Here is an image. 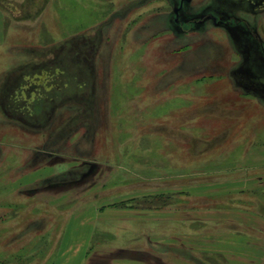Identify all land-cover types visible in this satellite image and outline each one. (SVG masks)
<instances>
[{
  "label": "rangeland",
  "instance_id": "374dc122",
  "mask_svg": "<svg viewBox=\"0 0 264 264\" xmlns=\"http://www.w3.org/2000/svg\"><path fill=\"white\" fill-rule=\"evenodd\" d=\"M179 6V0H0V13L14 16H4L14 19L4 20L0 44V264H80V245L91 237L93 223L83 227L81 214L71 223L74 204L54 210L42 203L29 206L19 197L21 186L14 181L28 174V164L42 159L40 154L31 161V150L47 153L41 169V175H51L47 184L68 186V180L89 168L71 170L73 162L110 163L113 177L84 202L90 212L94 206L126 199L130 191L142 193L140 178L150 176V168L134 159L131 145L140 139L149 143L152 129L159 126V133L164 132L159 140L174 143L176 150L183 143L177 127L190 123L192 161L185 172H194L204 168L196 163L199 135L193 131L229 121L226 116L247 121L264 112V76L254 67L246 69L257 86L241 84L249 80L248 74L235 71L241 46L230 28L216 24L237 22L224 20L226 13L243 17L238 19L248 21L264 43V0L186 1L182 16L198 14L194 18H175ZM211 14L222 18H209ZM20 64L30 66L14 74L9 71ZM210 113L224 117L211 119L206 116ZM168 127L174 132L164 131ZM256 141L264 142V134ZM125 143L132 150L123 155L118 150ZM232 155L227 151V158ZM54 158L66 165L56 164ZM49 163L56 166L52 169ZM158 173L168 172L159 167ZM156 202L150 197L141 204L149 207ZM189 202L196 206L197 198ZM68 208L71 214L65 212ZM39 215L46 216L44 222L30 226ZM116 221L94 222L95 241L110 248L135 243L120 232ZM106 226L116 238L103 236ZM193 257L197 264H226L212 254Z\"/></svg>",
  "mask_w": 264,
  "mask_h": 264
},
{
  "label": "crops",
  "instance_id": "0c3cea01",
  "mask_svg": "<svg viewBox=\"0 0 264 264\" xmlns=\"http://www.w3.org/2000/svg\"><path fill=\"white\" fill-rule=\"evenodd\" d=\"M46 9L44 7L42 15ZM10 15L12 14L6 11L5 14L0 13V44L5 35L4 20L14 19L6 18ZM7 53L9 52H5ZM29 66L20 64L9 71L14 74ZM206 116L213 117L211 119L224 117L213 113ZM224 119L229 121L214 123L211 125L213 128L207 125V130L193 131L197 133L195 135H199L196 163L203 170L192 172L189 169L185 172L187 164L192 161L190 123L186 128L177 127L178 131H182L179 134L183 136V143L176 150L172 145L174 143L159 140L160 134H164L161 131L159 133V126L152 129L154 133L151 132L152 136L147 144L141 143V139L136 144H122L118 151L123 155L127 154L125 150H132L129 147L131 145L135 149L134 159L145 161L149 165L150 176H139L142 180L140 185L145 188L140 194L130 191L126 199L119 202L102 208L94 206L90 212L86 210L88 203L84 202L91 199L92 190L106 185L113 177L115 170L109 162H88L91 161L88 159H83L80 164L73 162L71 170L87 165L89 168L79 178L68 180V186L59 182L47 184L51 175H41V169L47 164V153L33 149L30 160L36 162L37 155L40 154L42 159H38L35 165L28 164V174L24 173L14 183L21 186L19 197L24 198L23 202L28 201L29 206L32 203L40 206L42 203V207L60 210L63 206L72 207L74 204L75 213L70 215L71 223L80 214L83 227L93 223L91 237L83 240L77 253L81 259L80 264H192L196 262L193 254L223 257L226 264L261 263L264 261V142L256 140L264 134V128L260 127L264 124V112L247 121L235 116H226ZM224 124L230 127L214 130ZM169 129L174 132L172 127L164 131ZM255 136L256 139H253ZM138 149L140 158L137 157ZM227 151L233 153L229 158L226 157ZM110 152L111 149L106 152L108 158ZM212 154L215 156L211 157ZM142 156L146 158L142 159ZM54 159L56 164L66 165L64 160L58 162L59 158ZM50 163L53 169L56 164ZM159 167L167 169V175H159ZM177 169L182 171L178 172ZM192 177H198L196 182L191 181ZM80 186L83 187L82 190ZM150 197L157 202L149 207H142L141 202ZM163 197L170 198L165 207L159 205L158 199ZM192 197L197 198L196 206H191L189 202ZM133 201L136 204H131ZM77 206H81L80 211ZM70 211L68 208L65 212L71 214ZM40 215L32 219L29 225L43 223L46 216ZM116 220L120 221V232L127 235L129 242L135 243L110 248L111 245L109 247L99 240L95 241L93 237L97 223L94 222L109 224L117 222ZM110 228H103V236L108 239L116 238L115 232L113 234ZM135 233L140 234L135 236ZM62 255L67 254L63 252Z\"/></svg>",
  "mask_w": 264,
  "mask_h": 264
},
{
  "label": "flooded vegetation",
  "instance_id": "af4514ba",
  "mask_svg": "<svg viewBox=\"0 0 264 264\" xmlns=\"http://www.w3.org/2000/svg\"><path fill=\"white\" fill-rule=\"evenodd\" d=\"M186 1L191 0H179V7L175 9V18H194L198 14L195 15H184L182 16L184 4ZM182 16V17H181ZM205 17V16H204ZM209 18H222L218 17L215 14H211V17ZM224 18H236V21H232L229 25L228 21L218 20L216 24H224L227 28H230V34L233 37V39L236 41V43L239 45V48L241 46L242 51V58L241 62L237 65V68L235 71L238 73H246L244 70L250 69L251 71L259 70L262 75L264 76V43L260 40L261 37L255 33V30H253L248 24L249 22L245 20H239L238 18H243L239 16H234L226 13ZM225 20V19H224ZM176 23H179V19H175ZM204 24V23H203ZM253 52V53H252ZM254 67V68H253ZM251 74V73H250ZM249 80L241 81V84L246 86L247 88L250 87H256L257 84L252 81L251 76L248 74ZM247 76V77H248ZM255 85V86H254Z\"/></svg>",
  "mask_w": 264,
  "mask_h": 264
},
{
  "label": "trees",
  "instance_id": "16d2710c",
  "mask_svg": "<svg viewBox=\"0 0 264 264\" xmlns=\"http://www.w3.org/2000/svg\"><path fill=\"white\" fill-rule=\"evenodd\" d=\"M159 202H163V204L165 205V204H167V202L169 203V201H170V198L169 197H167V198H165V199H161V198H159Z\"/></svg>",
  "mask_w": 264,
  "mask_h": 264
}]
</instances>
